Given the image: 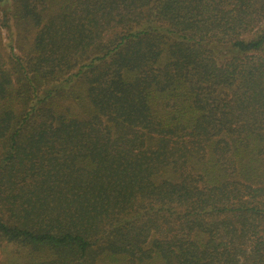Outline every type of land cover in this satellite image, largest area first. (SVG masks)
Masks as SVG:
<instances>
[{"label":"trees","instance_id":"1","mask_svg":"<svg viewBox=\"0 0 264 264\" xmlns=\"http://www.w3.org/2000/svg\"><path fill=\"white\" fill-rule=\"evenodd\" d=\"M0 7L13 40L38 29L0 71V240L26 264H264V0Z\"/></svg>","mask_w":264,"mask_h":264},{"label":"rangeland","instance_id":"2","mask_svg":"<svg viewBox=\"0 0 264 264\" xmlns=\"http://www.w3.org/2000/svg\"><path fill=\"white\" fill-rule=\"evenodd\" d=\"M4 9L0 7V71L6 72L10 77H12L14 80L17 79V73L14 68V64H12V59L10 54H12L11 49H9L8 45H10L12 39V33L10 29L6 26L4 23ZM34 26H29L27 29H22L24 31H21V36L19 37V30H15V40L13 42H17L19 45L18 47H15V52L20 54H29L33 49L34 39L36 32L38 29H35ZM18 30V31H17ZM14 32V31H13ZM14 33V34H15ZM20 46V47H19ZM249 54V53H248ZM248 54L241 56L248 57ZM69 107L75 108L74 103H69ZM236 223L237 227L234 226L235 220L232 221V224L237 229V235L239 238V244L249 245V237L243 234V225L239 220ZM262 220L260 221L261 225ZM244 223V222H243ZM166 228V225L165 227ZM172 228H176L175 225L172 226ZM169 230V229H168ZM160 234V232H158ZM163 234H166L164 232ZM250 239H252L250 237ZM43 254L41 252L36 253L35 255H32L31 248L29 249L26 246L21 245L17 242H11L6 240H0V261L5 264H26L32 256H42ZM115 264H124V262L120 261L119 259H112L111 260ZM140 264H162V260L159 257H154L150 260L144 261Z\"/></svg>","mask_w":264,"mask_h":264}]
</instances>
